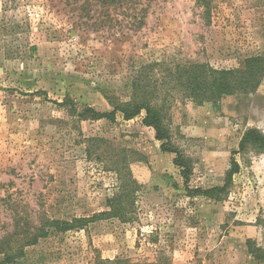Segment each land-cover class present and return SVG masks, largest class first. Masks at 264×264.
Wrapping results in <instances>:
<instances>
[{
	"label": "rangeland",
	"instance_id": "374dc122",
	"mask_svg": "<svg viewBox=\"0 0 264 264\" xmlns=\"http://www.w3.org/2000/svg\"><path fill=\"white\" fill-rule=\"evenodd\" d=\"M84 1L0 0V238L17 214L37 224L43 213L71 219L108 210L117 174L105 156L124 148L133 151L129 164L142 185L138 216L52 234L16 264H92L96 256L264 264L255 257H264V151H240L247 128L264 133V80L253 93L201 105L179 99L172 109L175 142L194 162L190 188L222 186L231 158L240 164L219 201L188 194L175 154L161 150L155 130L142 124L144 112L79 121L53 102L68 96L79 109L111 111L106 95L125 98L136 71L151 61L231 68L264 54V0H214L209 22L195 0L125 4L111 9L109 21L96 0L86 10ZM142 7L145 22L132 27ZM92 136L110 140L98 152L104 161L86 153Z\"/></svg>",
	"mask_w": 264,
	"mask_h": 264
},
{
	"label": "trees",
	"instance_id": "16d2710c",
	"mask_svg": "<svg viewBox=\"0 0 264 264\" xmlns=\"http://www.w3.org/2000/svg\"><path fill=\"white\" fill-rule=\"evenodd\" d=\"M214 0H195L203 9L207 22L211 19ZM100 12H105L106 21L111 20V9L124 7L125 4L137 8L142 0H96ZM90 0L83 2V9L90 5ZM147 8V7H146ZM146 8L142 7L132 16L129 23L132 27L144 24ZM145 11V13H143ZM86 15V14H85ZM82 16V15H81ZM83 17V16H82ZM86 21V20H85ZM264 80V54L247 56L237 67L219 68L208 62L189 61L187 63H171L166 61H151L142 65L135 73L130 84V93L125 98L116 95H106L111 111H99L93 106L77 107L76 101L66 97L62 102L53 101L60 107L68 109L70 115L82 120L109 119L116 120V114L122 113L125 120H131L144 112L142 124L155 130L156 139L161 142V150L174 153V164L180 169L185 180L188 194L191 196L203 195L217 201L225 198L234 175L239 171L240 164L231 158L226 171L225 183L207 189L190 188L188 183L194 170L191 156L175 142L176 133L172 124L174 112L172 109L181 99L184 103L204 104L217 102L237 94L255 92ZM88 157L96 154V158L104 161V152L98 153L104 144L110 140L101 136L86 138ZM254 148L258 152L264 151V133L256 127L247 128L240 141V151ZM129 149H122L120 153H111L110 165L107 170L117 174V186L112 195L107 198L108 210L102 211L92 217H73L71 219L52 218L43 213L39 222L33 223L29 214L14 217V229L0 238V255H3V264H16L26 256V248L36 245L41 239L50 235H58L69 231L85 229L89 224L101 218H116L123 223H131L137 219V198L142 185L135 178L129 164ZM108 156V155H107ZM249 250L255 254L252 245L248 243ZM258 259L264 258L255 254ZM165 259V258H164ZM92 264H169L165 260L159 262L133 261L128 257L114 259L96 256Z\"/></svg>",
	"mask_w": 264,
	"mask_h": 264
}]
</instances>
